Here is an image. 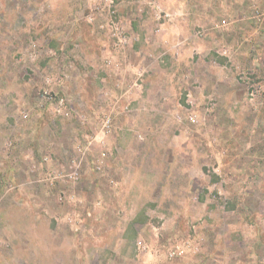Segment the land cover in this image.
I'll list each match as a JSON object with an SVG mask.
<instances>
[{
	"label": "rangeland",
	"instance_id": "rangeland-1",
	"mask_svg": "<svg viewBox=\"0 0 264 264\" xmlns=\"http://www.w3.org/2000/svg\"><path fill=\"white\" fill-rule=\"evenodd\" d=\"M0 264H264V0H0Z\"/></svg>",
	"mask_w": 264,
	"mask_h": 264
},
{
	"label": "built area",
	"instance_id": "built-area-1",
	"mask_svg": "<svg viewBox=\"0 0 264 264\" xmlns=\"http://www.w3.org/2000/svg\"><path fill=\"white\" fill-rule=\"evenodd\" d=\"M255 13L257 14L258 11H255ZM164 17H169L168 14H164ZM225 22L223 21L222 24H224ZM45 98V97H44ZM52 98L50 97V95L48 97L45 98V100L50 101ZM66 100L65 99H59L58 100V109L61 110L62 106H66ZM67 114V113H66Z\"/></svg>",
	"mask_w": 264,
	"mask_h": 264
}]
</instances>
